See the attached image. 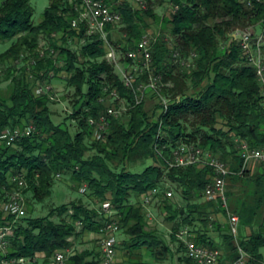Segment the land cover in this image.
<instances>
[{
	"label": "trees",
	"instance_id": "trees-1",
	"mask_svg": "<svg viewBox=\"0 0 264 264\" xmlns=\"http://www.w3.org/2000/svg\"><path fill=\"white\" fill-rule=\"evenodd\" d=\"M104 1L122 14L120 23L107 26L108 37L115 47L118 45V51L125 53L121 61L131 64L126 53L136 48L146 34V17L159 21L160 16L153 6L140 9L129 0ZM173 1L179 9L166 18L172 23V38L161 35L153 54L154 72L162 76L164 83L161 95L170 100L164 114L160 101L153 113L145 101L137 102L138 86L148 80V73L140 74L134 87L128 86L116 65L107 59L108 46L101 35L90 33L87 22L75 25L81 12L79 0H51L38 23L33 19L32 0L1 1L0 40L12 42L0 52V65L8 66V74H0V85L12 79L15 88L10 99L0 94V140L3 141L7 130L33 125L35 131L17 140L14 146L0 144V201L8 199V192L15 186L12 177L20 172L26 174L29 182L27 200L30 195V199L41 203L50 198L59 173L70 176L78 188L87 185L85 196L89 199L63 203L53 207L48 215L38 217L31 216L33 208L16 218L0 206V225L13 227L7 249L9 257L34 258L42 253L49 262L57 251L74 246L85 232H99L104 222L102 204L110 200L130 247L146 246L161 260L172 248L150 227L142 200L143 194L158 188L156 200L159 199L167 218L175 222L172 239L180 242L188 263L196 264L187 256L185 242L179 236L185 228L196 242L224 249L230 259L238 256V242L251 254L249 264H264V229L241 240L232 233L230 223L225 228L212 219L218 209L227 214L219 198L195 202L205 197L215 176L214 169L168 164L173 149L181 143L210 148L229 162L233 172L227 182L231 211L229 180L244 179L250 169H243L240 145L246 142L251 147H264L261 83L256 68L248 62L232 34L238 28L261 27L264 0H253L251 4L248 0ZM42 36L50 42L44 56L35 52ZM169 42L183 57L196 53L195 66L187 68L174 62ZM52 49L58 51L57 57L52 55ZM22 58L27 64L20 68L19 75H14ZM61 72L66 73L68 86L74 89V113L57 123L50 95L37 94L36 87ZM200 87L196 94L191 92ZM112 90L126 100L129 108L121 115L111 116L107 139L98 140L89 120L111 105ZM69 120L77 122L75 133ZM220 123L224 127H219ZM90 151L93 153L88 154ZM148 159L154 163L142 172L130 169L132 164ZM168 183L175 186L183 204L167 195ZM257 186L263 191L255 205L243 201L236 206L240 225H253L261 217L264 183ZM213 229H228L223 244L212 238ZM3 257L2 253L0 261ZM70 261L101 264L102 252L99 247L76 249Z\"/></svg>",
	"mask_w": 264,
	"mask_h": 264
},
{
	"label": "built area",
	"instance_id": "built-area-1",
	"mask_svg": "<svg viewBox=\"0 0 264 264\" xmlns=\"http://www.w3.org/2000/svg\"><path fill=\"white\" fill-rule=\"evenodd\" d=\"M73 1V0H71ZM253 0H248L251 4ZM135 6L140 9L148 7L146 0H136ZM80 16L75 21V25L79 22H87L90 33H99L106 41L108 46L107 59L116 65L117 70L122 74L128 86L134 87L135 79L142 73H148L147 81H143L138 86L137 102L145 101L148 92L158 95V99L163 105L161 113L168 111L170 100L161 95V87L164 85L162 76L155 74L154 70V50L155 44L161 33H146L139 41L136 48L127 51L126 55L132 60L131 64L122 65L120 53L117 48L109 40V32L107 26L110 24H118L122 21V14L108 5L104 0H79ZM179 6H175V11ZM261 31H257L255 27L245 29L238 28L232 34V38L242 48L248 62L256 68L258 79L261 83V95L263 98L264 110V20L261 25ZM169 45L173 51L172 58L174 62L181 64L187 68L195 66L196 53H193L189 58L183 57L181 53L174 50L171 42ZM44 56L46 51H40ZM52 55L57 57L58 51L52 49ZM51 85L47 82L39 84L36 87V93L50 94ZM111 105L102 111L98 117H91L90 124L94 128V136L98 140H105L108 137L111 125L112 115H121L128 110L126 100L121 98L116 90L110 93ZM105 101V99H104ZM118 101H120L118 103ZM35 131V126L29 125L25 129L7 130L2 140L7 145H15L16 141L29 136ZM242 156L244 158L243 169L250 168L252 163L264 164V147H251L248 143L243 142L240 145ZM170 167L173 166H188L198 165L201 167L210 166L214 169L215 176L213 181L205 190V198L213 200L219 198L222 206L226 208L229 223L232 233L237 237L240 230V217L238 214L230 211L227 182L228 177L233 173L231 164L218 155L214 154L210 148L197 146L195 144L181 143L177 145L172 152V156L168 159ZM62 176L61 173L57 178ZM15 186L8 192V199L0 201L2 208L7 215H14L19 218L27 213L26 208V189L29 187V182L24 172H20L12 177ZM87 190V185L81 187L84 193ZM159 193L158 188H154L148 193L142 195V200L148 211V218H152L153 213L151 206L156 200V194ZM167 195L173 197L174 192L167 190ZM104 222L99 230V240L101 244L102 262L101 264H114L118 250L117 234L121 230L120 219L117 216V210L113 207L110 200L105 201L101 208ZM72 212V211H71ZM212 219H214L212 217ZM13 235V227L11 225H0V251L4 254L0 264H38V256L34 258L20 256L9 257L7 249L9 238ZM179 236L185 242L187 256L192 258L196 264H249L251 254L245 250L237 242L238 256L234 259L227 257V252L218 247H208L199 244L192 238L188 228L183 229ZM74 246L59 250L51 259L50 264H72L70 259L75 254Z\"/></svg>",
	"mask_w": 264,
	"mask_h": 264
},
{
	"label": "rangeland",
	"instance_id": "rangeland-1",
	"mask_svg": "<svg viewBox=\"0 0 264 264\" xmlns=\"http://www.w3.org/2000/svg\"><path fill=\"white\" fill-rule=\"evenodd\" d=\"M1 1L3 0H0V4H1ZM147 2H148V7L153 6L155 12L160 16V19L158 21L155 18L146 17V20L148 21V27L146 29L147 30L146 33L148 32L161 33V35L167 38H172L171 32H170L172 28V23L169 21H166V18L171 17L173 11H175L176 5L174 1L173 0H152V2L149 3V1L147 0ZM50 3H51V0H32V4L35 8V13L33 17L35 23L40 22L44 18V13L47 7L50 5ZM255 29L257 30V27ZM261 29H262L261 27H258L259 31H261ZM117 35L118 36L116 37V39L120 37L119 34ZM11 42L12 41H1L0 40V52L6 50L11 45ZM49 47H50L49 40L46 37L42 36L40 40V45L35 52L44 51V50L46 51V49ZM116 47H118V45H116ZM119 53H120V57L122 58L125 57V53L123 51L119 50ZM25 56L27 55L25 54ZM26 64L27 62L25 61L24 58L19 60L18 66H16L17 71H14V75H19L18 71L20 70V68H22ZM122 65H124V62L122 63ZM7 70H8L7 65H0V74L2 77L8 74ZM117 71L118 73L121 74L119 70ZM65 74H66L65 72H61L60 74L56 76L54 75L49 80L45 81L52 87V90L49 94L52 99L50 106L53 112L54 120L57 123L64 121L66 118H69L74 113V108H73V104L75 100L74 89L68 86L67 77ZM14 88L15 87H14L12 79L4 80L0 85V94L6 97L7 99H10L11 95L14 92ZM200 89L201 87L192 89L191 92L196 94ZM156 97L157 96L155 95V93H152V92H148V94L145 97V105L147 106L148 109L152 111V113L155 110L159 102V99ZM68 123H69L71 131L75 133L78 129L77 122L75 120H69ZM218 126L224 127L222 123H220ZM92 153L93 152L90 151L88 154H92ZM153 163H154L153 159H148L142 163L132 164L130 166V169L134 172H142L147 166ZM252 166L255 167V165L253 164L250 167ZM256 168H260V169L262 168L264 170L263 165H257ZM249 170H248L247 176L244 179L235 178V179L229 180L230 184H232V186L229 185L230 194H231V197H233V199L230 200V206H231L232 212H234L233 210L234 208L231 202H234L235 205L237 206L241 203L239 197L242 198V195L245 194V192L247 194L246 196H249L250 189H248V187L249 188L251 187L252 185L251 183L253 181V176H251ZM166 186L168 187L167 188L168 190H172L174 192L172 200L179 204H183L184 202L182 201L180 195L178 194V191L175 188V186L172 183H168ZM30 198H31V195L28 196V200L26 197V200H27L26 208L28 211L30 210V208H33L31 212V216L33 217L48 215L50 210L53 207L60 206L63 203L71 202L73 200H78L79 198H84L85 202L89 201L87 196H85V192L83 193L81 191V188H78V185H76L75 182H73V180L70 178V176H67V175L61 176L60 178H56L55 185L53 187V194L45 202L41 203V202L32 200ZM91 200L93 199L91 198ZM206 201L207 199L203 197V198L197 199L195 202L206 203ZM94 203L92 204V206H94ZM0 206H2L1 203H0ZM97 207L100 208L98 203H97ZM151 211L153 213V216L152 218H148L150 222L149 223L150 227L152 229H155L157 232V235L160 238H163V240L171 246L172 252H169L163 255V258L161 260L160 259L158 260L152 255L151 251L146 246H143L141 248L132 249L129 245L131 243L128 242V236L124 233L123 230H121L117 234V237L119 240L117 257L120 258L119 263L120 264H190L184 258L185 256L184 251L180 250V242L179 241L174 242L172 239V233L174 232L173 226L175 222L169 220L166 214L162 211L160 207L159 199L154 201V203L151 206ZM216 213H221L223 216L228 218V214L220 211L219 209L218 211H216ZM224 227L227 228V226H224ZM260 227L258 228L257 231L264 229V225ZM215 229H213L211 233L220 237V241L217 244H223V242H225L223 240L224 232H228V229H225L223 231H220L218 229L215 230ZM85 234L86 232L84 233V235ZM84 235L81 238H79L77 240V243H75L74 245V247L77 250L84 249ZM241 238L242 237L240 236V239ZM93 242H95L96 245H98V247L100 248L99 245L101 244H100L99 238L94 240ZM261 252L264 254V247H262Z\"/></svg>",
	"mask_w": 264,
	"mask_h": 264
},
{
	"label": "crops",
	"instance_id": "crops-1",
	"mask_svg": "<svg viewBox=\"0 0 264 264\" xmlns=\"http://www.w3.org/2000/svg\"><path fill=\"white\" fill-rule=\"evenodd\" d=\"M133 5L136 4V0H129ZM257 31L259 32L258 30V27H257ZM3 141L0 140V144H2ZM253 165H255V167H250V174L251 176H253V181H252V185L251 187L248 189H250V195L251 196H246V192L245 194L242 195V198L239 197L240 199V202H243V201H248L251 205H255V202H257L260 194L262 193V189L259 188L257 186V184H260V183H264V170L261 168H256L257 165H263L264 164H261V163H252ZM257 164V165H256ZM230 184V183H229ZM232 186V184H230ZM241 188V187H240ZM243 188V186H242ZM245 195V196H244ZM250 197V199H249ZM233 199V197H231V200ZM232 203V206H233V210H234V213L236 214H239L238 210H236V205L234 202H231ZM259 213H260V218L253 224V225H241L240 227V230H239V239H240V236L242 237L241 239H248L249 236L252 234L253 231H257L258 228L260 226H263L264 225V204L261 205V207L259 208ZM212 217L214 218V220L218 221L219 223L223 224V225H226V224H229V219L225 216H223L221 213H214L212 215ZM261 228V227H260ZM212 235V238L217 242L219 243L220 241V237H218L217 235L213 234V233H210ZM99 238V232H86V234L84 235V249H88V248H96L98 247V245H96L95 242H93L94 240L98 239ZM100 250H101V246H100ZM1 253V251H0ZM1 255V254H0ZM264 255V254H263ZM119 257H117L116 255V258H115V262L114 264H120L119 262ZM37 263L38 264H50L51 263V259L49 260V262H47L45 259H44V254H38V259H37Z\"/></svg>",
	"mask_w": 264,
	"mask_h": 264
}]
</instances>
